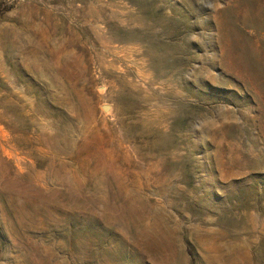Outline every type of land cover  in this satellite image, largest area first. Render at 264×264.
I'll use <instances>...</instances> for the list:
<instances>
[{
    "label": "rangeland",
    "instance_id": "1",
    "mask_svg": "<svg viewBox=\"0 0 264 264\" xmlns=\"http://www.w3.org/2000/svg\"><path fill=\"white\" fill-rule=\"evenodd\" d=\"M0 264H264V0H0Z\"/></svg>",
    "mask_w": 264,
    "mask_h": 264
}]
</instances>
